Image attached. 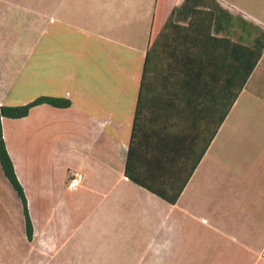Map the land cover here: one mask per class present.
<instances>
[{
  "label": "crops",
  "instance_id": "1",
  "mask_svg": "<svg viewBox=\"0 0 264 264\" xmlns=\"http://www.w3.org/2000/svg\"><path fill=\"white\" fill-rule=\"evenodd\" d=\"M194 11L264 33V0H0V106L69 102L0 120L33 226L0 166V264H264V49L175 204L124 174L148 49Z\"/></svg>",
  "mask_w": 264,
  "mask_h": 264
},
{
  "label": "trees",
  "instance_id": "2",
  "mask_svg": "<svg viewBox=\"0 0 264 264\" xmlns=\"http://www.w3.org/2000/svg\"><path fill=\"white\" fill-rule=\"evenodd\" d=\"M200 13L194 11L187 26L169 18L151 43L125 161L130 181L170 204L177 202L264 49V33L253 47L235 43L214 36L215 17ZM41 104L69 106L63 99L39 97L24 106H0V120L24 118ZM0 166L22 202L31 240L25 194L5 147L1 121Z\"/></svg>",
  "mask_w": 264,
  "mask_h": 264
},
{
  "label": "rangeland",
  "instance_id": "3",
  "mask_svg": "<svg viewBox=\"0 0 264 264\" xmlns=\"http://www.w3.org/2000/svg\"><path fill=\"white\" fill-rule=\"evenodd\" d=\"M226 30V38L248 47H251L256 39L262 38V33L259 34V30L255 26L246 24L241 20L231 19L228 22V28ZM235 91L236 89H234V92Z\"/></svg>",
  "mask_w": 264,
  "mask_h": 264
},
{
  "label": "built area",
  "instance_id": "4",
  "mask_svg": "<svg viewBox=\"0 0 264 264\" xmlns=\"http://www.w3.org/2000/svg\"><path fill=\"white\" fill-rule=\"evenodd\" d=\"M74 186V184H71L70 185V187H73ZM261 257H262V259H264V250L262 251V253H261Z\"/></svg>",
  "mask_w": 264,
  "mask_h": 264
}]
</instances>
